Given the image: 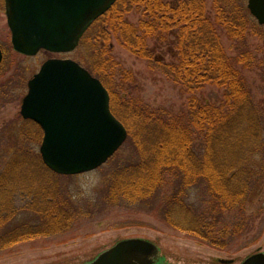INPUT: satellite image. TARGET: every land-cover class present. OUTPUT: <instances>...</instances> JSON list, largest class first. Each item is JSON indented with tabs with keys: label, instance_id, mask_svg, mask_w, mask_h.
I'll return each mask as SVG.
<instances>
[{
	"label": "rangeland",
	"instance_id": "1",
	"mask_svg": "<svg viewBox=\"0 0 264 264\" xmlns=\"http://www.w3.org/2000/svg\"><path fill=\"white\" fill-rule=\"evenodd\" d=\"M242 5L249 15L247 0H242ZM204 6L206 15L214 23V0H205ZM141 18V13L135 11L126 16V20L136 26ZM252 20L245 33V49H242L251 58L252 69L241 70V73L249 89L251 104L258 114L253 119V128L257 127L258 132L255 130V134L241 136L239 151L247 154L244 165L252 176L243 205L224 218L227 235L212 246L196 234L178 230L167 223L164 213L179 211L167 199L166 188L160 198L137 203L116 199L111 194L112 181L119 177L118 172L126 168L141 148L138 142L142 138L134 131L131 121L128 122L129 126L132 125L131 135L104 165L81 175L61 176L43 168L39 154L41 129L24 121L20 110L27 94V82L50 58L71 59L86 69L92 63L95 71L102 59L97 73L105 74L104 83L114 89V101H125L123 93L130 89L128 91H132L133 97H137L142 105L149 109L164 108L171 114L181 112L192 95L210 105H225L224 88L204 85L193 94L188 93L161 71L150 69L146 60L122 47L104 19L88 30L81 44L70 53L41 51L36 56H24L12 47L4 2L0 0V49L3 52L0 64V173L15 156L20 162L27 160V165L18 171L19 179L14 171L9 176L16 189L0 198V215L13 210L11 213L16 220L39 223L34 211L22 210V207L28 204L27 209L36 208L40 201L49 199L51 206L69 219L66 224L60 221L62 227L55 226L57 229L50 235L2 250L0 264H85L118 242L129 239H143L154 244L159 249L161 264H224L221 261L241 264L256 253H264V27ZM218 34L225 54L229 58L237 57L236 43L231 42L220 28ZM173 45L170 35L149 42L153 56L166 63L174 60ZM91 75L97 78L93 73ZM207 196L202 184L189 189L185 199L194 216L203 213L223 222V218H217V212L209 208Z\"/></svg>",
	"mask_w": 264,
	"mask_h": 264
},
{
	"label": "trees",
	"instance_id": "2",
	"mask_svg": "<svg viewBox=\"0 0 264 264\" xmlns=\"http://www.w3.org/2000/svg\"><path fill=\"white\" fill-rule=\"evenodd\" d=\"M204 1L118 0L88 30L99 20H107L110 32L117 36L122 47L146 60L150 69L161 71L190 94L204 85L224 88L225 105H210L192 95L181 112L171 114L164 108L149 109L142 105L137 97H133L132 91H128L130 89L123 93L125 101L118 99L116 102L114 89L104 83L105 74L97 73L102 59L96 71L91 67L92 63L87 69L108 90L111 111L125 126L128 135L132 133V125L128 124L131 121L134 131L142 138L138 142L141 148L137 156L112 181L111 194L116 199L137 203L160 198L166 188L167 199L178 208L179 212L175 214L181 215L175 216L171 210L164 213L167 223L178 230L196 234L215 246L227 235L225 216L243 205L250 185L252 174L244 165L247 154L239 153L240 137L255 134V130L258 132L257 127L253 128V119L258 114L251 104L249 89L241 73V70L252 69L251 58L242 50L245 49V33L252 17L246 14L242 0H214L216 15L212 23L205 13ZM132 11L141 13L137 26L126 20ZM218 28L236 43L237 57L229 58L225 54ZM164 35L173 37V62L166 63L154 57L149 47L150 41L160 40ZM105 57L106 54L102 58L105 60ZM26 165L27 160L20 162L17 156L7 163L6 169L0 173V198L16 189L9 176L14 171L19 179L18 171ZM166 176L170 179L166 180ZM202 184L209 198V208L217 212V218H223V222L203 213L193 215L185 199L186 193ZM48 200L40 201L36 208L27 209L28 204L22 207V210L34 211L39 223L18 221L11 213L13 210H6L2 214L4 217L0 215V252L18 243L52 234L62 227L60 221L68 223L69 219L59 214Z\"/></svg>",
	"mask_w": 264,
	"mask_h": 264
},
{
	"label": "water",
	"instance_id": "3",
	"mask_svg": "<svg viewBox=\"0 0 264 264\" xmlns=\"http://www.w3.org/2000/svg\"><path fill=\"white\" fill-rule=\"evenodd\" d=\"M116 0H4L14 51L69 53L85 31ZM250 15L264 27V0H247ZM3 54L0 50V64ZM20 115L43 131L39 153L53 173L75 176L105 164L127 139V130L110 109L102 83L70 59H48L29 80ZM159 249L129 239L85 264H161ZM229 264L230 261H221ZM241 264H264L256 253Z\"/></svg>",
	"mask_w": 264,
	"mask_h": 264
}]
</instances>
